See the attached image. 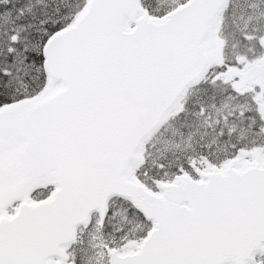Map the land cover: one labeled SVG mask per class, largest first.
Instances as JSON below:
<instances>
[{"label": "snow or ice", "instance_id": "6c2138e0", "mask_svg": "<svg viewBox=\"0 0 264 264\" xmlns=\"http://www.w3.org/2000/svg\"><path fill=\"white\" fill-rule=\"evenodd\" d=\"M0 264H264V0H0Z\"/></svg>", "mask_w": 264, "mask_h": 264}]
</instances>
